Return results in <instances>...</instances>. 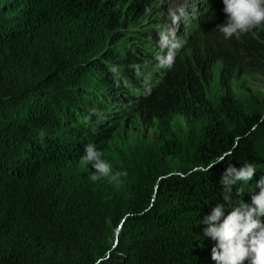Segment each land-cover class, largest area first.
Wrapping results in <instances>:
<instances>
[{
  "label": "trees",
  "instance_id": "16d2710c",
  "mask_svg": "<svg viewBox=\"0 0 264 264\" xmlns=\"http://www.w3.org/2000/svg\"><path fill=\"white\" fill-rule=\"evenodd\" d=\"M161 1L0 0V264H214L228 164L257 169L234 204L259 192L264 92L238 77L264 70V28L225 39L222 0H191L161 67ZM88 143L119 186L90 179Z\"/></svg>",
  "mask_w": 264,
  "mask_h": 264
},
{
  "label": "clouds",
  "instance_id": "9594fccd",
  "mask_svg": "<svg viewBox=\"0 0 264 264\" xmlns=\"http://www.w3.org/2000/svg\"><path fill=\"white\" fill-rule=\"evenodd\" d=\"M223 12L227 19L216 28L223 34L225 39L251 32L253 29L264 26V0H222ZM183 8L179 9V15L173 14V23H178L180 17L185 16ZM160 34L161 48H167L166 55L157 59L161 67H171L175 60V52L183 46V41L176 39L175 32ZM115 71V69H113ZM45 133H39L43 139ZM221 157L211 164L206 171L216 164L223 162ZM82 162L89 163L95 169L91 175L92 181L108 178L110 182L119 186L122 177L127 176V171H114L113 165L104 158V153L97 150L95 144L85 145V154ZM253 163L245 162L239 167L228 164L220 179L222 185L223 202L216 203L207 214L202 223L207 225L203 229L205 237L215 243L211 247V260L214 264H264V177L258 182L259 192L251 196V203L239 199L233 203L232 189L238 182L248 183L256 173ZM237 196H241L243 189L237 188ZM225 209H230L225 214Z\"/></svg>",
  "mask_w": 264,
  "mask_h": 264
},
{
  "label": "rangeland",
  "instance_id": "374dc122",
  "mask_svg": "<svg viewBox=\"0 0 264 264\" xmlns=\"http://www.w3.org/2000/svg\"><path fill=\"white\" fill-rule=\"evenodd\" d=\"M191 5V0H162L159 4V12L163 15L160 17L163 22L159 25V29L161 32L165 34H169V38L171 39V33L175 32L176 39L178 36L180 39H184L182 37L184 29V25L181 21V17L178 23H173V19L170 17L168 19V15L177 14L179 9L183 8L184 11L187 9V6ZM188 12L186 13V15ZM183 19V18H182ZM264 28V26H261ZM160 33V32H159ZM242 36V34H241ZM224 38V36H222ZM235 37V36H234ZM236 38V37H235ZM157 39V40H156ZM237 39V38H236ZM155 56L158 58L161 55H166L168 49L164 48V50L160 47V36L155 38ZM225 43V42H224ZM157 47V48H156ZM158 50V52H156ZM251 71L245 75V77L240 78L239 86L245 93L251 94L256 93L257 91L264 92V70H259L257 67L251 66Z\"/></svg>",
  "mask_w": 264,
  "mask_h": 264
}]
</instances>
